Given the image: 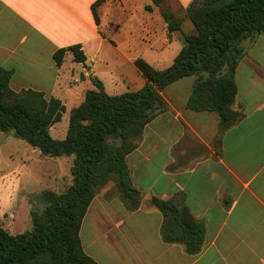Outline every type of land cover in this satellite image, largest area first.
<instances>
[{
	"label": "crops",
	"instance_id": "1",
	"mask_svg": "<svg viewBox=\"0 0 264 264\" xmlns=\"http://www.w3.org/2000/svg\"><path fill=\"white\" fill-rule=\"evenodd\" d=\"M96 1L0 0V67L14 71L12 90L42 91L60 99L66 111L96 89L90 76L110 95L138 91L147 80L135 61L168 69L184 47V34L194 32L187 9L195 0H175L186 16L182 31L172 34L158 7L146 10L151 0H107L98 8L99 25L92 11ZM77 44L86 65L68 52L58 67L55 52ZM242 45L233 106L240 119L226 131L217 112L187 108L195 77L161 93L168 110L146 126L127 157L140 207L131 209L121 192L96 196L84 218L82 246L99 264H264V33ZM127 64L143 76L140 89L122 74ZM153 198L186 207L203 226L199 254L165 242L164 216Z\"/></svg>",
	"mask_w": 264,
	"mask_h": 264
},
{
	"label": "trees",
	"instance_id": "2",
	"mask_svg": "<svg viewBox=\"0 0 264 264\" xmlns=\"http://www.w3.org/2000/svg\"><path fill=\"white\" fill-rule=\"evenodd\" d=\"M106 1L92 5L97 25L98 8ZM151 1L146 10L160 9L169 34L182 31L184 19L166 7L168 0ZM187 16L194 32L184 34V47L171 67L157 70L143 58L135 61L147 80L142 89L110 95L98 77L90 76L96 89L71 110L64 140L51 135L66 112L64 103L38 90L15 92L10 87L14 71L0 67V133H13L44 156L74 157L73 185L60 194L44 190L35 197L44 210L31 212L32 230L13 235L0 226V264H99L82 246L84 218L97 189L110 181L117 183L131 209L140 207L142 195L132 184L127 157L146 126L168 110L161 93L171 84L195 77L187 108L217 112L221 132L239 121L233 109L236 71L244 56L242 42L264 33V0H195ZM68 52L74 62L86 65L87 56L77 44L55 52L58 67ZM152 203L164 216L165 242L184 244L189 254H199L205 230L190 211L159 198Z\"/></svg>",
	"mask_w": 264,
	"mask_h": 264
},
{
	"label": "rangeland",
	"instance_id": "3",
	"mask_svg": "<svg viewBox=\"0 0 264 264\" xmlns=\"http://www.w3.org/2000/svg\"><path fill=\"white\" fill-rule=\"evenodd\" d=\"M166 7L176 16H186L175 0L166 3ZM190 25L191 22H190ZM123 73L131 83L140 89L144 78L135 66L127 64ZM105 75L106 84L111 91L110 75ZM85 80V79H84ZM79 85V91L86 84ZM78 90V89H77ZM84 101L69 103L62 121L51 128V135L64 140L69 127L70 109ZM73 157L51 158L30 146L26 141L16 138L13 133H0V226L9 228L10 233L32 230L31 212H42L44 206L35 197L44 190L58 194L73 185ZM120 196L118 185L110 181L97 189L98 197ZM122 199H124L122 197ZM95 205L93 204V207Z\"/></svg>",
	"mask_w": 264,
	"mask_h": 264
}]
</instances>
